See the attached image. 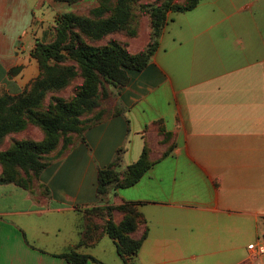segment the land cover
I'll return each mask as SVG.
<instances>
[{
	"label": "crops",
	"instance_id": "obj_1",
	"mask_svg": "<svg viewBox=\"0 0 264 264\" xmlns=\"http://www.w3.org/2000/svg\"><path fill=\"white\" fill-rule=\"evenodd\" d=\"M41 2L0 0V94L22 92L39 74L31 50L45 39ZM128 76L106 108L121 111L89 123L40 172L48 194L0 184V264H70L60 254L72 249L94 258L86 264H124L107 234L80 243L90 221L107 219L85 209L124 202L147 229L135 264H264L248 248L264 242V0H199L168 12L150 61ZM158 126L171 151L100 200L98 170L120 148L122 167L136 161L146 134L162 139ZM11 136L43 137L28 126L0 150Z\"/></svg>",
	"mask_w": 264,
	"mask_h": 264
},
{
	"label": "trees",
	"instance_id": "obj_2",
	"mask_svg": "<svg viewBox=\"0 0 264 264\" xmlns=\"http://www.w3.org/2000/svg\"><path fill=\"white\" fill-rule=\"evenodd\" d=\"M98 1L99 5L88 13L68 11L57 16L50 39L37 40L31 50V55L38 62V76L16 95L0 94V142L7 134L29 124L36 126L43 135L41 140L31 137L9 139L7 148L0 150V184L14 183L32 191L36 183L41 188L40 192L48 194L46 186L38 182L40 172L52 158L63 155L77 140H83L84 129L102 117L99 99L109 95L105 85L121 87L128 82V71L143 69L159 45L167 13L188 11L199 0ZM136 3L148 18L149 40L144 48L132 53L124 42L114 38L97 46L86 41L99 40L122 30L133 35L130 23ZM66 60L73 61L75 65H64ZM76 75L82 80L73 87L70 96L52 95L45 100L48 92L65 87ZM120 111L115 107L109 114ZM90 113L91 118L87 116ZM158 133L162 139L155 134L144 136L141 153L133 163L121 166L120 148L112 161L98 170L96 193L100 200L118 188L136 183L148 168L171 151L172 145L168 143L171 134L160 127ZM160 144L165 145L162 149L156 148ZM155 152L157 154L153 156ZM114 210L122 214L118 222L112 218ZM84 212L88 216L106 215L107 219L99 226L90 221L86 226V239L80 243L93 244L102 234H107L113 239L123 263L135 264L147 232L146 228L139 232L144 217L137 206L124 202L116 206H95ZM60 256L70 264H86L88 259L94 260L73 249Z\"/></svg>",
	"mask_w": 264,
	"mask_h": 264
},
{
	"label": "rangeland",
	"instance_id": "obj_3",
	"mask_svg": "<svg viewBox=\"0 0 264 264\" xmlns=\"http://www.w3.org/2000/svg\"><path fill=\"white\" fill-rule=\"evenodd\" d=\"M146 1L151 2L153 0H140V2H146ZM98 5H99L98 0H74V1L42 0L41 5L36 10V13L39 17L43 18L41 20L40 24H43L45 26V34H44L45 40L50 39V37L52 36L51 34H52L53 28L55 26V19L60 14H62L64 12H68V11L79 12V13H88L92 8H94ZM36 23H38V21ZM130 29L134 31L133 35H130L128 33V31H126V30H122V31L113 32V33H111V34H109V35H107L104 38L99 39V40H88V39H86V41L92 45L97 46V45H104L108 39L114 38V39H117L119 41L124 42L130 52L136 53V52L140 51L147 44V42L149 40V33H148V18L145 14L140 12V7H139L138 3L134 4V6H133V19L131 20V23H130ZM49 35H50V37H49ZM63 64L64 65H73V64L75 65V63L73 61H70V60H66ZM81 80H82V78L79 75L74 76L71 79V81L69 82V84L66 85L65 87H63L59 90L48 92L45 100H48L49 96H52V95L67 98L68 96L71 95L73 87L75 85L79 84L81 82ZM105 87L109 91V95L105 98L99 99V105H100V109L103 112V115L108 114V112L111 111V109H112L111 108V109L107 110L106 108L109 105L108 99L111 97L110 95L112 94V91L114 89V87H112L108 84H106ZM91 115H92V113L88 114L87 116L89 117ZM88 117H86V118H88ZM91 117H89V118H91ZM28 126H34V125L29 124L26 127H28ZM25 128H23L19 131L13 132V133H20ZM12 137H14V136L9 137V139ZM24 137H31V136H24ZM14 138H17V137H14ZM9 139H8V144H9ZM36 190L38 193L37 184L34 183L33 184L34 194H35Z\"/></svg>",
	"mask_w": 264,
	"mask_h": 264
},
{
	"label": "built area",
	"instance_id": "obj_4",
	"mask_svg": "<svg viewBox=\"0 0 264 264\" xmlns=\"http://www.w3.org/2000/svg\"><path fill=\"white\" fill-rule=\"evenodd\" d=\"M248 248L255 251V254H263L264 253V242L260 244H249Z\"/></svg>",
	"mask_w": 264,
	"mask_h": 264
}]
</instances>
